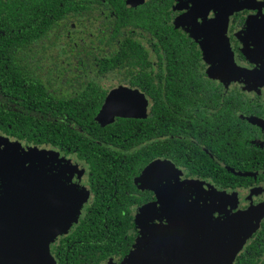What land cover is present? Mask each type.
<instances>
[{
    "label": "flooded vegetation",
    "instance_id": "af4514ba",
    "mask_svg": "<svg viewBox=\"0 0 264 264\" xmlns=\"http://www.w3.org/2000/svg\"><path fill=\"white\" fill-rule=\"evenodd\" d=\"M81 1L72 0L73 7ZM83 1L93 14L89 21L76 14L75 21L60 22L66 39L46 41L36 58L33 41L26 39L25 53L51 67L60 96L83 97L80 92L88 83L81 81H99L107 89L105 100L111 89L125 85L139 89L148 100L147 116L134 119L155 118L152 131L141 121L139 172L126 178L123 192L116 189L104 199L117 202L128 227L114 248L104 246L97 233L90 240L68 237L88 208L96 209V190L103 186L89 178L86 161L75 151L51 146L46 133L45 142L36 143L32 127L19 137L11 123L0 119L1 136L25 147L55 149L81 165L68 182L88 191V198L71 229L50 244L56 264L145 263L130 261L134 249L144 248L142 225L170 222L156 191L148 186L152 181H139L145 173L155 176L158 188L164 184L162 189H173L178 195L173 209L186 218L178 222L186 226V234L160 239L155 256L169 259L168 264H264V0ZM115 31L123 35L118 41L125 59L109 67L101 60L113 56L116 43L110 33ZM133 46L139 49L136 55ZM236 68L249 69L253 76H243ZM31 98L10 99L0 91V107L33 115V108H15L37 106ZM42 107L36 115L48 124V100ZM118 118L132 117L115 121ZM153 166V172H146ZM163 168L167 172L161 176ZM21 201L22 196L15 195L0 204L1 251L2 238L16 241L19 228L28 224L19 219L29 213Z\"/></svg>",
    "mask_w": 264,
    "mask_h": 264
},
{
    "label": "trees",
    "instance_id": "16d2710c",
    "mask_svg": "<svg viewBox=\"0 0 264 264\" xmlns=\"http://www.w3.org/2000/svg\"><path fill=\"white\" fill-rule=\"evenodd\" d=\"M18 1H0V91L2 94H9L10 99L17 96L19 99L27 100L31 95L30 100L37 106L15 104V108L26 112L33 108V115L1 106L0 119L11 123L19 137L29 134L32 127V139L36 143L45 142L46 133L51 146L60 147L66 152L69 149L75 151L80 159L86 161L89 178L94 180L95 184L103 186L96 190L97 199L94 207L97 210L89 207L85 217L68 237L90 240V237L97 233L103 237L104 246L114 248L119 241L124 240L128 227L123 211L116 207L117 202L107 203L104 199L110 198L116 189L123 192L122 183L126 178L130 180L133 173L139 172L137 145L140 140L141 121L146 123L148 131H152L155 117L152 115L146 120L118 118L114 123L101 125L95 120V115L104 101L107 89L99 81L80 80L81 83H88L80 92L83 97L60 96L58 85L51 76V67L42 63V59L30 58L25 53L24 41L26 39L33 41L32 54L34 58L39 57L38 52L44 49L46 41L53 43L58 41L55 38L60 36L62 41L66 39L67 31L63 33L66 28L60 22L68 20L69 24V21L78 18L76 14L83 15L82 20L85 19L87 22L93 14L83 0L77 2L76 7H73L72 0H23L20 3ZM61 17L65 19H59ZM118 33L117 31L110 33V38L116 43L111 51L113 56L101 60V63L108 61L109 67L125 59L123 46L118 41L123 35H117ZM138 50L133 46L132 54L136 55L135 52L138 53ZM47 100L49 121L45 124L40 114L37 117L36 109L41 110L42 104ZM105 184L112 185L107 187ZM102 195L106 197L103 198ZM120 199H124V195H121ZM108 204L110 208H107Z\"/></svg>",
    "mask_w": 264,
    "mask_h": 264
},
{
    "label": "water",
    "instance_id": "95a60500",
    "mask_svg": "<svg viewBox=\"0 0 264 264\" xmlns=\"http://www.w3.org/2000/svg\"><path fill=\"white\" fill-rule=\"evenodd\" d=\"M226 11L231 12L232 10L227 9ZM236 72H240L246 77L253 76L252 71L246 68H236ZM147 106L148 100L139 89L120 85L109 91L96 116V120L105 126L113 123L117 117H146ZM38 148L34 146L32 150L40 151L49 159V169L53 173L51 178L48 179V185L43 186L42 184L36 189L39 201L34 202L33 205H41L42 203L40 190L53 194V201H49V207L46 206L45 209L40 210L39 206L30 205V197L22 196V203L20 204L27 206L29 213L28 217L23 213V216L19 219L28 221V224L26 222L23 227L19 228V230H22L19 231L16 241L11 242L5 237L2 238L4 249L0 250V264H56L50 250V244L60 233L68 232L71 229L73 223L78 219L83 202L88 198V194L86 196L83 189L79 191L75 185L68 184L69 179H63L62 175L59 176L60 173L56 169L59 166L58 161L65 159L60 157L59 151L46 148H40L39 150ZM22 151L24 152V150ZM22 151L20 150L19 156L23 153ZM154 169L153 166L149 170L147 169L146 172H153ZM62 174L64 175L63 172ZM34 198L36 200L37 197L34 196ZM154 225H149L147 222L142 225L141 236L145 248L140 251L137 250L134 258H140V261L145 262L144 264H168L169 259L166 261L164 257L155 256V248H157L160 239L161 242H165L164 240L168 237L185 235L186 226L172 220L169 224ZM196 229L197 227H194L193 231H196ZM244 240L243 238L242 241ZM11 243L12 249L9 250ZM168 244L170 243L168 242ZM170 250V247L165 249L168 252Z\"/></svg>",
    "mask_w": 264,
    "mask_h": 264
},
{
    "label": "rangeland",
    "instance_id": "374dc122",
    "mask_svg": "<svg viewBox=\"0 0 264 264\" xmlns=\"http://www.w3.org/2000/svg\"><path fill=\"white\" fill-rule=\"evenodd\" d=\"M32 149H34V147H25L19 141L13 142L7 137L0 135V204L8 199L15 198V195H17V197H30V205H33L34 202L39 201V195L36 193V189L42 184L43 186L48 185V179L51 178L53 171L50 172L49 159L40 151H33ZM38 149L40 150V148ZM20 150H24V152L22 151L23 153L19 156ZM60 157L65 159H63L62 161H58L59 166L56 169H58L60 173L59 176L62 175L63 179H70L74 175H78V170H82L79 163L76 164L70 162L72 160L67 161L68 159L66 157ZM62 172L64 173V175L62 174ZM166 172L167 169L163 168L159 173H161L160 175L162 176ZM148 175L146 173L143 174L139 178V181L140 179L141 182H147L150 180L152 181L148 186L151 185V188L156 191V194L159 196L160 203L164 206L163 208L167 212L169 220L177 223L182 220H186V218L179 215V211L173 209L174 202L176 201L175 196H178L172 192L173 189H162L163 187H165L164 184H159L158 188L157 185H155V176L153 174H150L148 177ZM68 184H72L71 180L68 182ZM40 191L42 194V203L41 205L35 204L33 206H39L40 210H43L46 208V206L49 205V201H53L54 195L51 193L48 194L44 190ZM34 196L37 197L36 200H34ZM139 220L140 218L138 217V221ZM147 223L153 226H155L154 224H156V222L151 223V221ZM136 251L137 248L134 249V251L130 255L131 262L140 261V258H134V254Z\"/></svg>",
    "mask_w": 264,
    "mask_h": 264
}]
</instances>
